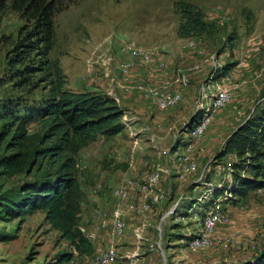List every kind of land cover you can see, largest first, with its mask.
<instances>
[{"label":"rangeland","instance_id":"1","mask_svg":"<svg viewBox=\"0 0 264 264\" xmlns=\"http://www.w3.org/2000/svg\"><path fill=\"white\" fill-rule=\"evenodd\" d=\"M186 5L201 12L206 30L182 38L180 9ZM28 24L11 9L0 17V98L35 95L16 90L6 68V57ZM54 24L57 42L51 56L59 61L66 87L112 96L123 110L124 129L108 138L96 136L73 155L80 183L74 225L91 241L93 253L79 254L38 211L25 219L0 218V264H56L61 253L71 255L66 264H93L99 252L115 243L106 237L115 212L124 231L114 264H240L264 249V188L224 206L226 221L212 231V247L189 248L203 218L189 209L192 199L206 193L198 180L212 185L231 179L223 170L231 158L217 154L230 131L264 106V0H63ZM128 46L148 53L149 61L131 58ZM130 60L132 66L123 72L121 64ZM227 64L231 69L224 80L219 69ZM208 82L223 83L232 98L215 112L196 142L191 153L194 172L178 177L175 162L187 141L189 121L199 116L200 88ZM137 83L166 85L168 92L181 91L182 99L159 109L153 98L137 90ZM7 122L0 120V157L19 154L25 162L0 168V194L61 161L35 160L33 152L41 147L39 123L29 125L27 135L16 140L15 127ZM156 163L170 169L160 181L167 199L152 206L143 228L147 241L136 250L134 230L141 221L130 205L138 203L137 197L120 203L113 190L133 181L130 193H135ZM155 241L161 249L149 247ZM135 250L145 252L139 260L125 257Z\"/></svg>","mask_w":264,"mask_h":264},{"label":"trees","instance_id":"2","mask_svg":"<svg viewBox=\"0 0 264 264\" xmlns=\"http://www.w3.org/2000/svg\"><path fill=\"white\" fill-rule=\"evenodd\" d=\"M62 3L63 0H0V17L3 11L11 9L29 21L6 57V68L12 74L10 81L16 90L35 94L0 98V120H8L7 125L15 127L16 140L27 135L29 125L39 123L41 147L33 152L35 160L61 159L52 170L0 194V218L25 219L42 211L44 220L79 254L90 255L94 251L93 244L74 225L80 183L75 175L73 155L96 136L108 138L119 134L124 129L123 110L105 92L73 91L66 87V76L59 61L51 56L57 42L54 16ZM180 14V37L205 32L206 24L200 11L186 5L180 9ZM230 69L228 64L223 66L219 76H225ZM197 118L193 116L189 121V129ZM217 157L231 158L232 167L228 171L231 179L224 180L223 186L218 188L217 184H197L203 185L206 192L212 190L211 198L192 199L189 204V209L203 218L205 210L224 192L231 194L228 203H233L264 188V106L230 131ZM24 162L19 154L1 156L0 168L24 165ZM70 256L58 254L56 264H66ZM240 264H264V249Z\"/></svg>","mask_w":264,"mask_h":264},{"label":"built area","instance_id":"3","mask_svg":"<svg viewBox=\"0 0 264 264\" xmlns=\"http://www.w3.org/2000/svg\"><path fill=\"white\" fill-rule=\"evenodd\" d=\"M128 53L131 58L138 59L142 58L144 61H149L148 53L141 51L139 48H134L128 46ZM133 61H126L121 64L123 72H127L132 66ZM224 80L229 78L228 75L221 77ZM186 79H183L182 83H185ZM137 90L144 97L153 98L154 102L157 104L159 109H166L171 106H174L182 99V92L177 90L174 92H168L166 85H154V84H143L137 83ZM201 100L198 105L199 116L192 126L191 129L187 132V141L184 145L183 152L177 156L175 168L178 177H183L194 172L196 165L191 158V153L195 148L196 142L202 137L204 131L209 126L212 117L215 112L223 108L232 98L230 89L222 83L218 82H208L200 88ZM232 166L230 163L227 166H223V170L226 172ZM163 172H170V169H164L161 167L160 163H156L152 171L148 173L147 177L142 181L137 183L135 193H130V185L136 183L133 181H128L116 187L113 190V196L119 200L120 203H127L128 200L133 196L137 197L138 203L136 205H130V208L135 210L140 217V227L134 230V238L136 240V250H139L141 243L147 241L143 235V228L145 227V222L147 219L148 213L151 211L153 205H159L167 199V191H164L160 186L161 174ZM229 175V173H228ZM204 184L201 179L198 180L197 184ZM224 184L223 180H220L217 183V187H222ZM212 190H207L201 198H198L199 201H204L209 199L212 196ZM182 198V197H181ZM181 198L179 200H181ZM231 198L229 192H224L222 195L216 197L212 204L205 210V216L202 221L201 228L192 233L189 241V248L192 251L209 248L214 245V240L212 238V231L221 223L226 221L227 214L224 210V206L228 203ZM177 204V202H176ZM175 205L167 211L160 219L163 222L169 214L174 210ZM104 216V214H101ZM101 217V216H100ZM106 223L102 222V227ZM124 231V222L121 220L118 212H115L110 236L113 240L114 237H119L123 234ZM150 248H160V242H151L149 244ZM133 251L131 255H125L126 258H134V261L139 260V253ZM117 248L115 244H110L106 250L99 252L93 264H114L117 258Z\"/></svg>","mask_w":264,"mask_h":264},{"label":"crops","instance_id":"4","mask_svg":"<svg viewBox=\"0 0 264 264\" xmlns=\"http://www.w3.org/2000/svg\"><path fill=\"white\" fill-rule=\"evenodd\" d=\"M106 235H107L106 237H110V238H111L110 234H107V233H106ZM121 237H123V235H122V236H119V237H114V238H113V241L115 240V243H114V244H115L116 246L121 245V243L118 242V241H119V238H121ZM108 240H109V238H108ZM118 249H119V248L117 247V251H118ZM139 249H141V248L139 247ZM144 253H145V252H141V253H139V257H142V255H143Z\"/></svg>","mask_w":264,"mask_h":264}]
</instances>
